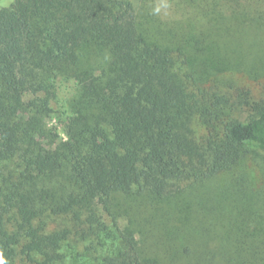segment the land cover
Instances as JSON below:
<instances>
[{
	"label": "trees",
	"instance_id": "16d2710c",
	"mask_svg": "<svg viewBox=\"0 0 264 264\" xmlns=\"http://www.w3.org/2000/svg\"><path fill=\"white\" fill-rule=\"evenodd\" d=\"M222 2L238 9L225 39L197 20ZM170 3L173 17L153 0L0 2L6 264L253 260L232 223L231 186L216 183L252 151L264 155V88L255 97L211 82L229 71L264 78V50L254 57L264 46L244 43L238 25L261 0ZM62 86H71L64 97ZM237 184L246 205L260 207L259 194Z\"/></svg>",
	"mask_w": 264,
	"mask_h": 264
},
{
	"label": "rangeland",
	"instance_id": "374dc122",
	"mask_svg": "<svg viewBox=\"0 0 264 264\" xmlns=\"http://www.w3.org/2000/svg\"><path fill=\"white\" fill-rule=\"evenodd\" d=\"M132 1H135L137 6L140 7L148 3L150 0ZM153 5H155V11L160 10L161 12L167 13L169 17L174 16V12L171 9V7L173 6L170 3V0H158V4H154L153 0ZM257 6L260 12H251L249 10V13L247 12L246 14H244L243 21L238 25H242L240 32H242L243 35H246V39H242L244 43H247L248 40V42H250L251 44H257L258 42H261V45L264 46V0H261L260 5ZM235 7H237L236 4H234L233 8ZM233 8L230 9L229 7H226L225 2H222L220 3L218 8H214V12L210 11V16L208 19H206L203 14L198 15L197 20L200 24H197L203 31H207L208 29H219L221 31L220 37L224 38L223 34L227 35V33H232L235 31V29L238 28L234 25V23H238V20H236V16L233 14L234 12L238 13V9L233 10ZM182 14H180V16ZM235 37L236 35L233 38ZM239 41L240 39H236L235 43ZM258 48H260L261 51L257 52L254 57L262 58L264 48ZM220 59L223 60L227 58L223 57ZM212 61H217V59L212 58L207 63H210ZM197 62L202 66V59L197 58ZM259 72L264 73V63L262 65H259ZM211 84L212 86L218 85L222 92H225L223 89H227L228 87H230L228 85L231 84L234 86V89L239 88L242 90H250L255 97H260L264 88V78H260L259 80L254 81L245 73L229 71L219 74L217 80H215V82L212 81ZM70 90L71 86H69L68 88L62 86L60 89L61 97H64V95L69 93ZM53 107L57 109L56 104H54ZM245 116L246 113H243L242 118H245ZM52 124L58 126V120L55 118ZM238 179H242L243 185L245 187L248 186L250 187V190H253L254 192L259 194L260 207L255 205L253 202L252 204L246 205V200L244 199L243 194L238 191V189L240 188L237 184ZM216 185L221 187L231 186L229 197L226 199L232 200L235 207L232 208L234 209V213L232 215L234 220L232 223H236L239 225V229H242V232L246 234L244 235V238L250 243V246L247 247V249H249L250 251L248 252L247 250V252L249 253V258H252L253 260L247 264H264V155L256 151H252L240 169L220 176V178L217 180ZM201 197L203 198V200L200 198V202L203 203L204 199L207 200L208 196L206 193H204V197ZM217 201L218 198L210 196L208 202H210V204L212 205L216 204ZM225 203H227V200L225 201ZM224 211L225 208L222 207L218 214L220 215ZM126 223V220L122 221L123 226ZM257 236H261V239L258 240L256 244L255 242L252 243V241H254L253 238L255 239ZM210 249H213L211 244ZM236 264H244V261L239 258L237 259Z\"/></svg>",
	"mask_w": 264,
	"mask_h": 264
},
{
	"label": "clouds",
	"instance_id": "9594fccd",
	"mask_svg": "<svg viewBox=\"0 0 264 264\" xmlns=\"http://www.w3.org/2000/svg\"><path fill=\"white\" fill-rule=\"evenodd\" d=\"M2 2V0H0ZM0 264H6V261L4 260L2 254H0Z\"/></svg>",
	"mask_w": 264,
	"mask_h": 264
}]
</instances>
